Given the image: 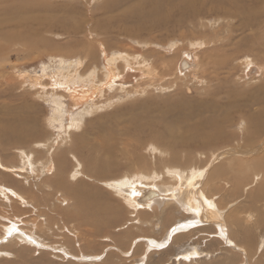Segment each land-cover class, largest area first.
Returning <instances> with one entry per match:
<instances>
[{
	"label": "rangeland",
	"instance_id": "obj_1",
	"mask_svg": "<svg viewBox=\"0 0 264 264\" xmlns=\"http://www.w3.org/2000/svg\"><path fill=\"white\" fill-rule=\"evenodd\" d=\"M181 1L0 0V158L13 167L22 151L41 169L47 150L43 146L57 144L52 156L55 171L49 179L37 173L24 181L0 168V184L19 191L28 202L24 206L13 196L8 205L0 196V238L5 235L2 225L16 224L32 232L31 224L36 223L44 239L16 259L0 252V264H135L147 249L142 238L160 242L165 230L190 215L179 213V204L168 218L166 206L133 213L107 184L138 173L155 175L146 184L176 186L174 176L164 171L196 164L206 171L199 191L203 189L218 213L224 212L225 229L220 230L225 238H217L214 225L212 232L199 229L205 222L197 223L198 228L191 224L185 229L190 233L172 235L169 245L147 255L148 264H166L169 257L196 248L203 254L213 252L214 264H264V165L257 164L263 155L247 152L264 143V0H196L190 6ZM84 50L93 61L88 68L82 67L89 58L82 55ZM190 52L201 69L178 74V61ZM114 57L121 59L118 71L130 61L126 59L134 58L136 63L145 59L156 71L163 62L167 75L141 81L136 92L106 88L105 95L81 105L65 96L69 90L54 91L58 82L66 84L69 73L75 78L71 84L82 85L80 78L94 72L103 79L100 70ZM250 62L263 70L251 81L247 79L255 75L243 76ZM54 113L61 123L51 121ZM74 118L84 122L82 128L71 130V143L76 144L67 140L64 148L56 142ZM198 122L204 134L220 130V136L211 142L191 140L187 129ZM14 126L20 133L12 134ZM19 139H25V145H18ZM232 149L246 153H235L236 159L224 157ZM237 157L251 162L237 167ZM232 159L236 162L230 167ZM58 195L65 198L64 206L56 200ZM154 222L161 225L159 230ZM0 249L10 250L5 244ZM94 256L93 261L81 262Z\"/></svg>",
	"mask_w": 264,
	"mask_h": 264
},
{
	"label": "bare ground",
	"instance_id": "obj_2",
	"mask_svg": "<svg viewBox=\"0 0 264 264\" xmlns=\"http://www.w3.org/2000/svg\"><path fill=\"white\" fill-rule=\"evenodd\" d=\"M184 1V2H183ZM181 1L182 4H187V5H192L194 4V2L196 0H183ZM229 1V0H228ZM239 2V1H238ZM236 4V2H235ZM230 6V5H229ZM231 6H232V3H231ZM230 6V7H231ZM236 7V5H235ZM241 8V7H240ZM104 9V8H103ZM154 9V8H153ZM234 10V9H233ZM244 10V9H243ZM242 12V11H241ZM253 15V14H252ZM249 17V16H248ZM251 18V17H250ZM164 20V19H163ZM249 20V19H248ZM160 21V20H159ZM242 23V22H240ZM251 25V24H250ZM237 27V26H236ZM235 27V28H236ZM243 27V26H242ZM248 27V26H247ZM246 27V28H247ZM2 28V27H1ZM241 28V26L239 27ZM244 28V27H243ZM245 28V29H246ZM251 28V27H250ZM253 28H255L253 26ZM238 30V29H237ZM252 30V28H251ZM241 31H245V30H241ZM240 32V31H239ZM6 36V39H8L10 36L8 35H4ZM252 37V36H251ZM255 37V36H253ZM19 40V38H17ZM248 39V38H247ZM254 40V39H252ZM252 43V42H251ZM202 44V43H200ZM192 45V44H191ZM175 47V46H174ZM194 47V46H193ZM173 48V47H171ZM192 48V47H191ZM195 48V47H194ZM104 52V50H102ZM194 52V51H193ZM193 52H190L188 54H186L185 57L183 58H180V60L178 61V65L177 67L179 68V62L183 59H185L186 61V64H188L189 67V70H192V69H196L199 67V64H197V60H196V56L194 55ZM166 53H170L169 50H167ZM82 55H84V58L86 59V57H89L90 53L89 51L87 50H84L82 52ZM91 56V55H90ZM113 56V55H112ZM210 56V55H209ZM128 58V57H127ZM138 58V57H137ZM141 59V58H140ZM120 57H114V58H111V61L108 63L107 66H109L108 68H104L102 70H100V73L102 71V78H98L97 76V73L99 72H94L92 74H87L85 77L82 76L80 78V83H82V85H78V84H71L70 82L73 81V78H74V74L71 75L69 73L68 77L65 78L66 81L64 84V81H63V84L60 82H58L56 85V89H61V91L65 92L66 90H69L67 92V94L65 96H68L73 102H75V104L77 105H81L83 104L85 101L89 100V98H92V97H101L102 95H105L103 93H105V89L108 88V89H112V88H115V87H118L121 89V91H125V89H130L131 91L134 90L135 92L138 90L140 91L141 88L139 87L140 85V82L141 81H144L145 79H152V77H155L156 75L157 76H163L167 73L166 69H165V64H163V62L161 63L163 65L162 69L160 71H156L157 67L154 68L152 67L151 65L148 64V62L145 60V59H141V60H138L139 63H136L134 62V58H131V59H126V60H130V61H125L123 62L124 67H121L123 68V71L120 69L119 71L117 70V65L120 64ZM81 61V60H80ZM137 61V60H136ZM141 61V62H140ZM247 61V60H246ZM93 61L90 59V57L87 59L86 63L84 64V66L82 67H90L91 63ZM211 62V61H210ZM248 62V61H247ZM213 63V62H212ZM94 64H96L94 62ZM220 65H222L223 63L219 62ZM246 64V63H244ZM81 63H78V66H80ZM212 65V64H211ZM210 65V67H212ZM214 65V64H213ZM251 66H254L255 68V72L254 74H247V70H249V68ZM119 67V66H118ZM206 67V65H205ZM177 68V69H178ZM200 68V67H199ZM75 69V68H74ZM201 69V68H200ZM214 69V68H213ZM208 70V69H207ZM76 72V71H75ZM74 72V73H75ZM184 72H187V71H184ZM183 72V73H184ZM68 73V72H67ZM183 74L182 72H179L178 70V74ZM242 73V72H241ZM64 74V73H63ZM184 74H188V73H184ZM183 74V75H184ZM263 74V70L262 68L259 67V65H255L253 62H250L248 64L245 65V71L243 72V76L244 78H246L247 76H252V75H255L251 78H248L247 80L251 81L253 79H258L260 77V75ZM67 75V74H66ZM167 75V74H166ZM182 75V76H183ZM40 76V75H39ZM38 77V76H37ZM78 77V76H76ZM53 78V77H52ZM180 78V77H179ZM75 79V78H74ZM157 79V78H156ZM160 79V78H159ZM165 79V78H164ZM171 79V77H170ZM169 80V79H168ZM59 81V80H58ZM179 81V80H178ZM135 85H133L134 83ZM150 82H153V81H150ZM160 82V81H159ZM164 82V80H163ZM142 83V82H141ZM173 83V82H172ZM263 84V83H262ZM169 85V84H168ZM59 86V87H58ZM91 87V89L89 88H85V87ZM264 86V84H263ZM137 87V88H135ZM85 88V89H84ZM145 88V87H144ZM154 88V87H153ZM152 88V89H153ZM170 88V87H169ZM162 89V88H161ZM151 90V89H150ZM59 91V90H58ZM146 92V90L144 91H141V93H144ZM187 92V91H186ZM140 93V94H141ZM54 95V93H53ZM61 95V94H60ZM124 95V94H122ZM137 95V94H136ZM52 97V96H51ZM104 97V96H103ZM125 97V96H124ZM262 97V96H261ZM120 98V97H119ZM62 99V98H61ZM64 100V99H63ZM254 100V99H253ZM250 101V100H249ZM257 101V100H256ZM264 101V100H263ZM53 102V101H52ZM55 103H58L59 106H61L62 104H60L57 100H54ZM110 102V101H109ZM115 102V101H114ZM215 104V103H214ZM53 105V104H52ZM259 105V104H258ZM56 106V105H55ZM63 107V106H62ZM100 107V106H99ZM106 107V106H105ZM109 107V106H108ZM99 109V108H98ZM101 109V108H100ZM59 110V109H58ZM55 111H57V109L55 108ZM60 111V110H59ZM182 111V110H181ZM57 113H60V112H57ZM93 113V112H92ZM95 113V112H94ZM195 113V112H194ZM88 114V113H87ZM96 114V113H95ZM80 115V114H78ZM83 115V114H82ZM81 115V116H82ZM187 116V115H186ZM184 116V117H186ZM254 116V115H253ZM190 117V115H189ZM193 117V116H192ZM23 118V117H22ZM58 117H56L55 113L53 114V117L51 119V121H59L60 123L62 122L61 119H57ZM80 119V118H79ZM141 119V118H140ZM186 119V118H185ZM15 120V119H14ZM18 120V119H17ZM142 120V119H141ZM16 121V120H15ZM14 121V122H15ZM84 122V121H83ZM83 122L82 120H78L77 118H74L73 121H72V124L69 125L66 133L63 135V136H60V141L57 140L56 143H59L61 142V146L64 145V148L66 147V145L68 144L67 143V140H70V145L72 146V144L74 143H71V140L72 138L70 137L71 136V130H78L80 128H82V125H83ZM21 123V122H20ZM25 123V122H24ZM23 123V124H24ZM52 123V122H51ZM59 123V124H60ZM139 123V122H138ZM140 124V123H139ZM248 124V123H247ZM3 125V124H2ZM56 125V124H55ZM141 125V124H140ZM143 126V125H141ZM140 126V127H141ZM147 126V125H146ZM8 127H11V126H8ZM149 127H150V124H149ZM24 131L25 129V126L23 125L22 127ZM143 128V127H141ZM20 130L19 128H17V126H14L13 130H12V134L15 135V134H18L20 133ZM82 130V129H81ZM27 131V130H26ZM22 132V131H21ZM25 132V131H24ZM216 132V133H215ZM215 132L211 133V136H208L206 134H204L202 131H201V122H198V123H195L193 124V126H189L188 129H187V135L190 136V139L191 140H194V141H205V142H211V140H214L216 139L217 136H220L218 134V132H220V130H216ZM27 133V132H26ZM185 133V132H184ZM29 134V133H28ZM27 135V134H26ZM186 136V134H185ZM248 138H245L246 141L249 140L251 138L250 134L247 135ZM26 138V137H25ZM31 139V138H29ZM77 143L78 141H80V143L82 142V139L81 138H78L77 140ZM263 142V141H262ZM16 143L18 145H22L26 143L25 139H19L16 141ZM29 143V142H28ZM67 143V144H66ZM248 143V142H247ZM15 144V146L17 145ZM76 144V143H75ZM13 146V145H12ZM55 146L57 147V144H55ZM54 144H51V146H48V144H45L43 147H45L47 150H46V158L40 163L42 166H41V169H38V166L36 165L37 162H32L31 159L32 157L30 155H27L25 154V152H22L20 151L18 153L19 155V163L15 164V166L13 167H8L6 165H4L2 163V160L0 158V168L1 170L4 172H8V173H11V174H14V175H18L20 176L21 178H23L24 181H29L30 178H33V177H36L37 173H40V175H43V176H46V179L50 176L49 174H51L52 171H55V163H54V157H52L56 150ZM256 146V145H255ZM90 147V146H89ZM106 147V146H105ZM237 147V146H236ZM92 148V147H91ZM107 148V147H106ZM94 149V148H93ZM95 152V151H94ZM226 152V151H225ZM248 153H252L251 155L249 156H253V157H257V156H261L263 155L261 158L258 159L257 161V164L260 165V161L262 162V164L264 165V143L263 145H259L258 148H253V150L251 151H247ZM27 153V152H26ZM239 154V153H246L244 151H242L241 149H232V150H229L228 152L224 153V154H227L225 155L224 157H227L228 158H232V157H235L236 154ZM29 154V153H28ZM33 154V153H32ZM61 156V155H60ZM218 156V155H217ZM222 157V156H221ZM242 157V156H241ZM58 158V157H57ZM223 158V157H222ZM238 158V157H237ZM243 158V157H242ZM236 159V157H235ZM235 159H232L231 163H230V167H232L231 165H234V163L232 164L233 161L236 162ZM239 159V160H238ZM237 159V167L238 166H246L248 165L249 162L245 161V160H242L241 158H238ZM58 160V159H57ZM56 160V161H57ZM223 160V159H222ZM241 160V161H240ZM216 162V161H215ZM68 163V162H67ZM62 164V163H61ZM256 164V163H255ZM254 165V164H253ZM262 165V166H263ZM65 166V165H64ZM189 166V165H188ZM185 167V166H184ZM229 167V168H230ZM239 167V168H240ZM178 168V167H177ZM174 169L172 171H170L169 169L168 170H165V174L167 176H170L171 178H173L172 176H174L175 180H177V185L176 186H171V185H166V184H163V183H159V184H155V182L153 181L152 184H146L147 182H151L150 180H152V178H155L154 176L149 175V176H145V175H141L138 176L139 174H132V175H129V174H126L123 176V178H121L120 180H113L112 183L110 184H107V186L112 189L114 191V194H116L117 196L121 197L122 199L125 200V203L127 204V207H129L131 210H133V213H138L139 211H142L140 210L139 208H146V209H151L152 210L154 209L152 206H166L168 209L166 210V217L169 216L170 214L173 213L174 209H175V206H177V204L180 205V207L182 208V210H180L179 213H181V211L185 214H189V218H186L184 219L185 222H180L178 223V226L175 227V228H169L167 230L164 231V234L166 233V237L160 241V242H157L156 240L154 239H146V238H142L143 239V242L145 241V244L147 247V249L145 250L144 252V256L141 258V259H138L136 260L135 264H144V262L148 264V261L149 259H147L146 261V258H147V255L149 257V254L153 251L157 252L159 251L166 243V245H169V240L171 238L172 235H177L178 233L180 232H189V230H185L187 227L189 226H192L194 224L193 227L198 228V224H202L203 222H205V224H202L203 227L199 228V229H211V231L213 232V225L216 226V229H217V234L219 235V237H217L221 242L222 240L220 238H222L224 240L225 238V232L222 233V231L220 230L221 228H224L225 229V224L223 222V219L222 216H223V211L220 210V212L218 213L217 210L216 211V207L213 206V201H210L208 199H206L205 197V192H202L203 189H198V184L201 183V185H203V180H204V176L206 174V171H205V166H200L199 164H196L194 165L193 167H189V168H186V169ZM167 169V168H166ZM253 169V168H252ZM58 170V169H57ZM61 173V172H60ZM144 173V172H143ZM82 174V173H81ZM164 174V175H165ZM26 175L28 177H26ZM165 175V176H166ZM13 176V175H12ZM39 176V175H38ZM88 176H92L91 173L88 174ZM88 176H85V179L88 177ZM134 176V177H133ZM158 176V175H157ZM160 176V175H159ZM11 178V177H10ZM45 178V177H44ZM56 178V177H55ZM59 179H61V177H57ZM173 178V179H174ZM261 178V177H260ZM259 178V179H260ZM49 179V178H48ZM165 179H168V178H165ZM42 180V179H41ZM65 180V179H64ZM161 179H159L160 181ZM34 181V179H33ZM45 181V180H44ZM59 181V180H58ZM56 181V182H58ZM170 181V180H169ZM258 181V180H257ZM260 181V180H259ZM67 182V181H66ZM16 183V182H15ZM23 183V182H22ZM29 183V182H28ZM45 183V182H44ZM46 183L49 184V180H46ZM65 182H63V185H64ZM165 183V182H164ZM37 184V183H36ZM40 184V183H39ZM62 184V183H61ZM174 184V183H173ZM5 185V184H4ZM3 184H0V196L5 199H7V202L6 204L10 205V202H13L12 199H13V196H14V199L18 200L21 204H23L24 206H28V202L26 201V197L24 198V196L16 191H13L9 188H7L6 186H4ZM22 185V184H21ZM30 185V184H29ZM34 185V184H33ZM44 184H42L43 186ZM200 185V186H201ZM263 185V184H262ZM20 186V185H19ZM52 186V185H51ZM26 187V186H25ZM28 187V186H27ZM41 187V186H40ZM15 188V187H14ZM20 188V187H19ZM54 188V187H53ZM64 188V187H62ZM148 188H152L153 190L157 191L158 194H160V197L159 198H153V200H151L150 202L148 201L147 204L145 206H138L135 201H134V198L137 196L138 199L141 198V195L146 192L148 193ZM21 189V188H20ZM29 189V188H28ZM30 190V189H29ZM47 190V189H46ZM21 191V190H20ZM26 191V190H25ZM24 191V192H25ZM28 191V190H27ZM43 191V190H42ZM37 192V191H36ZM46 192V191H45ZM22 193V192H21ZM29 193V192H28ZM49 193V192H48ZM145 193V195H146ZM204 194V196H203ZM207 194V193H206ZM26 195V194H25ZM44 195V194H43ZM48 195V194H47ZM151 195V192L148 193V196ZM11 196V198H10ZM143 196V195H142ZM209 196V194H208ZM151 197V196H150ZM210 197V196H209ZM120 198V199H121ZM2 200V199H0ZM56 200L59 202V204H64L66 203V200L65 198L61 197L60 195H58L56 197ZM169 200H172V201H169ZM56 201V202H57ZM164 201V202H162ZM17 202V201H16ZM30 202V201H29ZM36 202V201H35ZM57 202V203H58ZM33 203V202H32ZM19 204V203H18ZM125 204V205H126ZM22 205V206H23ZM57 205V204H56ZM94 205V204H93ZM5 206V205H4ZM30 206V205H29ZM8 207V206H7ZM32 207H33V204H32ZM90 207V205L88 206ZM157 207V208H158ZM179 207V206H178ZM11 208V207H10ZM27 208V207H26ZM31 208V207H30ZM33 210V209H31ZM171 211V212H168V211ZM107 212V211H106ZM151 212V211H150ZM45 213V212H44ZM53 213V212H52ZM178 213V212H177ZM50 214V213H49ZM55 214V213H54ZM105 214V213H104ZM226 214V213H225ZM51 215V214H50ZM61 216V215H60ZM133 216V214H132ZM228 216V215H227ZM3 218V216H2ZM40 218V216H39ZM61 219H63V217H60ZM67 218V217H66ZM168 218V217H167ZM167 218H164V219H167ZM229 218V217H228ZM226 219L227 223L229 222L230 218L229 219ZM249 218V216H248ZM69 219V218H68ZM135 220H138V223H139V219L138 218H134ZM5 220V219H4ZM45 221H47V218L44 219ZM242 221V220H241ZM15 222V221H14ZM147 224V222H144ZM142 223V224H144ZM22 224L24 225H27L25 224L24 222H22ZM151 224V223H150ZM192 224V225H191ZM32 225V232H28V231H23L21 230L20 226L18 227L16 224L13 225H9V226H5V225H2L3 229L5 230V235H4V238H0V246L1 245H4L5 244V247L9 248L10 250H4V251H0V252H5L8 253L12 259L16 257V255L18 254H23V255H27L29 254V251L30 249L34 246H37L38 247V243H42L44 241V239H42V237L37 234V231H39L37 229V224L35 223L34 224H31ZM155 226L156 229H160L161 228V225L160 224H157L156 222H154V224H152ZM180 225H183V227H179ZM16 226V227H15ZM200 226V225H199ZM1 227V226H0ZM153 227V226H152ZM30 228V229H32ZM12 229H15V231H12L11 235H9V231L12 230ZM127 229V228H126ZM175 229V231H173ZM35 230V234L33 233V231ZM47 230V228H46ZM178 230V231H177ZM122 232L124 230H121ZM176 232V233H175ZM47 233V232H46ZM50 233V232H49ZM41 234V232H40ZM183 236V234H182ZM1 237V236H0ZM178 237V236H177ZM185 237V236H183ZM173 238V237H172ZM176 238V237H175ZM6 239V241H5ZM9 239V240H7ZM263 240V239H262ZM263 242V241H261ZM227 243V242H226ZM230 243V242H229ZM183 244H186L183 243ZM28 246L26 249L24 248H20V247H16V246ZM160 245H163L162 247ZM188 245V244H187ZM197 245V244H196ZM210 245V244H209ZM9 246H12L13 248H10ZM183 246V245H182ZM181 246V247H182ZM167 247V246H166ZM199 247V246H198ZM263 247V246H262ZM184 248V246H183ZM201 248V247H199ZM33 249V248H32ZM41 249V248H40ZM137 249V248H136ZM187 249V248H186ZM1 250V249H0ZM28 250V251H26ZM114 250V249H113ZM181 250V249H180ZM185 250V248H184ZM191 250V249H190ZM26 251V252H25ZM44 251V250H43ZM47 251V250H46ZM56 251V250H55ZM183 251V250H182ZM45 252V251H44ZM178 252V251H177ZM202 250L200 249H194L192 251H186L183 252V253H178V255H175L174 257H169L167 260H166V264H197V263H201V264H214L215 262H212L210 261V259H212L214 256L216 255H213V252L211 254L206 253V254H203ZM33 253V252H32ZM43 254V253H42ZM7 255V254H6ZM111 255V254H110ZM123 255V254H122ZM210 255V256H209ZM213 255V256H212ZM218 255V254H217ZM39 256V255H38ZM96 256V255H95ZM94 258H88V257H85V258H81V262H88L89 260H92L93 259H96L97 257ZM124 256V255H123ZM17 258V257H16ZM15 258V259H16ZM20 258V257H19ZM113 258V257H111ZM206 258H208V260H205ZM6 259V258H5ZM74 259V258H73ZM11 260V259H10ZM61 260V259H60ZM105 260L108 261L110 260V257H105ZM13 261V260H12ZM97 261V260H96ZM95 261V262H96ZM111 261V260H110ZM141 261V262H140ZM47 262V261H46ZM101 262V261H100ZM92 263V262H91ZM108 263V262H107ZM81 264V263H80ZM117 264V263H116Z\"/></svg>",
	"mask_w": 264,
	"mask_h": 264
},
{
	"label": "water",
	"instance_id": "obj_3",
	"mask_svg": "<svg viewBox=\"0 0 264 264\" xmlns=\"http://www.w3.org/2000/svg\"><path fill=\"white\" fill-rule=\"evenodd\" d=\"M189 67L190 66H188V64H186L185 59H183V60H181L179 62V68H178V70H179V72H182L183 73L184 71L189 70ZM254 72H255L254 66H251L249 68V70H247V74H249V75L254 74ZM148 191L151 192V195L148 196V193L149 192L148 193L144 192L142 194L143 196L141 195V198L140 199H138L137 196L134 198V201H135V203L138 206H145L148 201L150 202L151 200H153V198H159L160 197V194H158V192L155 191V190H153L152 188H148ZM145 193H146V195H145Z\"/></svg>",
	"mask_w": 264,
	"mask_h": 264
},
{
	"label": "snow or ice",
	"instance_id": "obj_4",
	"mask_svg": "<svg viewBox=\"0 0 264 264\" xmlns=\"http://www.w3.org/2000/svg\"><path fill=\"white\" fill-rule=\"evenodd\" d=\"M179 227H183V225H180ZM12 231H15V229L10 230L9 235H11ZM173 231H175V229ZM160 246L162 247L163 245H160Z\"/></svg>",
	"mask_w": 264,
	"mask_h": 264
}]
</instances>
